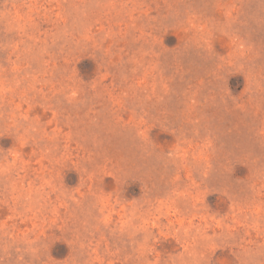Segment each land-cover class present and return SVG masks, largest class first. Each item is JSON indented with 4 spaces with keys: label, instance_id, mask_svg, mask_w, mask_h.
<instances>
[{
    "label": "rangeland",
    "instance_id": "1",
    "mask_svg": "<svg viewBox=\"0 0 264 264\" xmlns=\"http://www.w3.org/2000/svg\"><path fill=\"white\" fill-rule=\"evenodd\" d=\"M0 264H264V0H0Z\"/></svg>",
    "mask_w": 264,
    "mask_h": 264
}]
</instances>
